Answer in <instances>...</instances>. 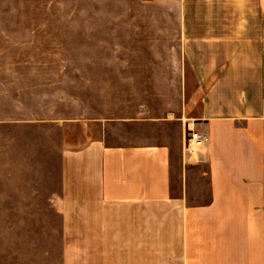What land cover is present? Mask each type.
I'll list each match as a JSON object with an SVG mask.
<instances>
[{
  "label": "crops",
  "instance_id": "1",
  "mask_svg": "<svg viewBox=\"0 0 264 264\" xmlns=\"http://www.w3.org/2000/svg\"><path fill=\"white\" fill-rule=\"evenodd\" d=\"M157 1L197 4L181 12L175 82L197 85L198 109L164 126L205 131L207 144L177 161L164 138L95 123L63 148L48 188L60 264H264V0Z\"/></svg>",
  "mask_w": 264,
  "mask_h": 264
},
{
  "label": "rangeland",
  "instance_id": "2",
  "mask_svg": "<svg viewBox=\"0 0 264 264\" xmlns=\"http://www.w3.org/2000/svg\"><path fill=\"white\" fill-rule=\"evenodd\" d=\"M196 7L0 0V264H60L49 184L61 150L100 133L99 124L116 123L130 142L164 138L177 161L188 158L187 129L164 120L198 109L197 85L175 82L181 12Z\"/></svg>",
  "mask_w": 264,
  "mask_h": 264
},
{
  "label": "built area",
  "instance_id": "3",
  "mask_svg": "<svg viewBox=\"0 0 264 264\" xmlns=\"http://www.w3.org/2000/svg\"><path fill=\"white\" fill-rule=\"evenodd\" d=\"M207 144V134L205 131H198L193 128H188L185 137V150L191 154L205 147Z\"/></svg>",
  "mask_w": 264,
  "mask_h": 264
}]
</instances>
